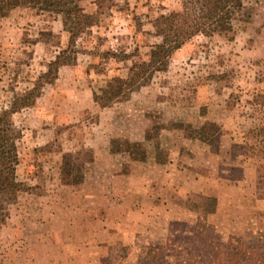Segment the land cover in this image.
I'll list each match as a JSON object with an SVG mask.
<instances>
[{
  "label": "rangeland",
  "instance_id": "374dc122",
  "mask_svg": "<svg viewBox=\"0 0 264 264\" xmlns=\"http://www.w3.org/2000/svg\"><path fill=\"white\" fill-rule=\"evenodd\" d=\"M92 1L82 4L94 9ZM244 4L234 34L197 36L167 71L106 108L94 93L149 61L160 42L156 19L181 1L113 0L101 11L71 64L13 117L26 190L1 197L0 264L41 263L67 218L116 217L129 204L153 213L148 230L157 234L143 244L147 255L137 241L133 264H211L218 248L234 264H264V0ZM68 41L53 12L20 7L0 19V111L34 87ZM203 216L214 226L208 239L194 236ZM130 250L122 245L116 264Z\"/></svg>",
  "mask_w": 264,
  "mask_h": 264
},
{
  "label": "trees",
  "instance_id": "16d2710c",
  "mask_svg": "<svg viewBox=\"0 0 264 264\" xmlns=\"http://www.w3.org/2000/svg\"><path fill=\"white\" fill-rule=\"evenodd\" d=\"M84 0H0V19L20 7H31L61 15L69 41L39 76L34 87L17 97L10 107L0 111V200L4 195H16L26 190L18 181V147L22 133L14 126L13 117L25 107L33 105L41 95L44 85L58 78L59 70L72 62L77 40L88 28L99 25L101 11L111 8L113 0H93L94 9L83 5ZM181 9L163 14L156 19L154 27L160 42L152 45L148 62L135 63L127 79L114 78L101 93H94V101L106 108L121 101L131 88L139 83H150L154 75L167 71L173 53L197 36L213 37L234 34L237 21L244 14V0H180ZM214 226L205 216L196 224L194 236L208 239ZM214 245H222L214 242ZM217 259L211 264H234L231 259H222L218 248ZM191 254V252H190ZM190 264L194 262L188 261Z\"/></svg>",
  "mask_w": 264,
  "mask_h": 264
},
{
  "label": "crops",
  "instance_id": "0c3cea01",
  "mask_svg": "<svg viewBox=\"0 0 264 264\" xmlns=\"http://www.w3.org/2000/svg\"><path fill=\"white\" fill-rule=\"evenodd\" d=\"M67 65H64L66 67ZM63 67V66H62ZM61 67V68H62ZM61 70V69H60ZM170 186V182H166ZM165 184V183H163ZM166 188L169 189V187ZM172 193L179 195V185L173 181L170 186ZM114 197L112 196L111 199ZM177 198V199H176ZM168 205H180L179 197H166L163 199ZM132 202V200H131ZM152 205H157V200H152ZM164 204V202L162 203ZM150 211L138 209L136 204H129L123 213L111 218L95 215L92 218L76 216L67 218L69 229L64 233L62 240L54 243L51 240L53 250L46 255L41 263L32 264H116L117 253L121 246L131 250L123 258L122 264H133L137 241L140 243V251L147 255L145 248L147 242L157 238L156 232L148 230L151 217ZM149 217V218H148ZM148 218V222L147 219ZM119 226V227H118ZM133 246V248H131ZM56 247V248H54ZM135 261V260H134ZM31 264V261H30Z\"/></svg>",
  "mask_w": 264,
  "mask_h": 264
}]
</instances>
